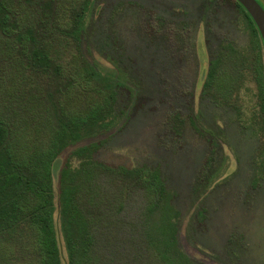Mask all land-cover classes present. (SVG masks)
<instances>
[{
	"label": "trees",
	"instance_id": "obj_1",
	"mask_svg": "<svg viewBox=\"0 0 264 264\" xmlns=\"http://www.w3.org/2000/svg\"><path fill=\"white\" fill-rule=\"evenodd\" d=\"M97 2L0 0V264H62L54 162L121 119L119 92L128 80L118 65L106 66L91 54ZM235 2L254 38L251 72L264 100L260 33ZM247 61L242 49L223 43L209 62L204 92L240 113ZM211 144L208 161L219 147ZM99 145L77 147L72 154L79 165L68 161L61 170L59 213L68 264H199L179 246L181 213L161 169L99 161ZM259 162L264 167V148ZM137 195L138 220L128 222L124 212ZM123 238L129 250L125 245L121 256Z\"/></svg>",
	"mask_w": 264,
	"mask_h": 264
},
{
	"label": "rangeland",
	"instance_id": "obj_2",
	"mask_svg": "<svg viewBox=\"0 0 264 264\" xmlns=\"http://www.w3.org/2000/svg\"><path fill=\"white\" fill-rule=\"evenodd\" d=\"M254 1L264 10V0ZM89 37L91 54L106 66L118 65L128 86L119 92V123L68 147L54 162L62 264H68V255L60 225V174L68 161L79 165L72 152L90 143H100L94 153L99 161L161 169L181 213L179 246L199 264H264L259 162L264 100L251 72L254 38L235 0H98ZM227 42L248 59L237 100L240 113L203 90L210 60ZM211 141L219 147L208 161ZM140 198L127 207L126 221L138 220ZM123 243L124 238L118 241ZM123 245L121 256L125 245L129 250L128 242Z\"/></svg>",
	"mask_w": 264,
	"mask_h": 264
},
{
	"label": "water",
	"instance_id": "obj_3",
	"mask_svg": "<svg viewBox=\"0 0 264 264\" xmlns=\"http://www.w3.org/2000/svg\"><path fill=\"white\" fill-rule=\"evenodd\" d=\"M253 18L264 41V10L254 0H237Z\"/></svg>",
	"mask_w": 264,
	"mask_h": 264
}]
</instances>
